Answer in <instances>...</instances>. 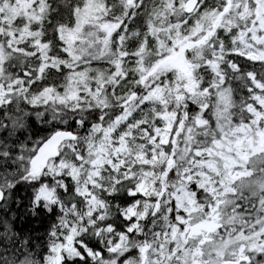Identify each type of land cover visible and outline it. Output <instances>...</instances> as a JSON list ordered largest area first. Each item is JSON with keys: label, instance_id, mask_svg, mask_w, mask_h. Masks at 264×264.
Instances as JSON below:
<instances>
[{"label": "snow or ice", "instance_id": "obj_1", "mask_svg": "<svg viewBox=\"0 0 264 264\" xmlns=\"http://www.w3.org/2000/svg\"><path fill=\"white\" fill-rule=\"evenodd\" d=\"M25 7L0 21V264H264V0ZM106 99L118 103V135L100 131L129 191L110 197L115 218L96 205L84 221L113 233L102 248L66 216L32 214L50 196L18 179L20 166L36 173L43 161L9 141L28 109ZM74 135L54 123L40 150Z\"/></svg>", "mask_w": 264, "mask_h": 264}, {"label": "clouds", "instance_id": "obj_2", "mask_svg": "<svg viewBox=\"0 0 264 264\" xmlns=\"http://www.w3.org/2000/svg\"><path fill=\"white\" fill-rule=\"evenodd\" d=\"M118 107L114 99H106L105 106H90L85 101L80 110L73 109L71 105L56 109L51 106L28 109L31 119L26 120L23 128L14 132L9 141L23 149L26 161L34 150L43 161L36 173H29L24 164L20 166L22 175L18 179L32 181L31 191H43L50 196L44 201L40 212L35 207L30 208L32 214L49 219L57 215L66 216L80 226L81 235L93 242H100L102 248L105 247L103 241L113 239V233L102 231L97 235L98 230L84 221L91 219L89 213L92 210L99 211V207L94 208L96 205L103 207L108 217L115 218L119 201L110 197H124L129 191L127 184L116 186L110 163L115 153L110 151L111 143L100 131L102 128H111L113 136L118 135L115 124ZM54 123L70 127L75 135L65 139L55 154L48 155L47 149H40L47 131ZM21 195H24L23 190ZM36 250L39 251V245ZM117 259L111 257L110 264H115Z\"/></svg>", "mask_w": 264, "mask_h": 264}, {"label": "rangeland", "instance_id": "obj_3", "mask_svg": "<svg viewBox=\"0 0 264 264\" xmlns=\"http://www.w3.org/2000/svg\"><path fill=\"white\" fill-rule=\"evenodd\" d=\"M29 2L30 0H9L8 6L4 8L2 13H0V21L8 19L10 22L12 19H15L17 16L21 15L22 12L27 14L25 6L28 5ZM101 66L106 67V65ZM129 67H131V65Z\"/></svg>", "mask_w": 264, "mask_h": 264}, {"label": "trees", "instance_id": "obj_4", "mask_svg": "<svg viewBox=\"0 0 264 264\" xmlns=\"http://www.w3.org/2000/svg\"><path fill=\"white\" fill-rule=\"evenodd\" d=\"M149 2H151V0H149ZM134 31H138V29H134ZM238 95H239V93H238ZM16 105H19L21 108H23V107H24V102H23V100H22V99L17 100V101H16ZM16 105H13V107H15ZM242 204H243V202H242ZM243 207L250 209V208H251V204H250V203H248V204H244ZM33 229H34V231L32 232L33 243L36 244V245L38 246L39 243H40V241H38V240L36 239V237L41 236L43 230H42V229H39V228H36V227H35V223L33 224Z\"/></svg>", "mask_w": 264, "mask_h": 264}]
</instances>
